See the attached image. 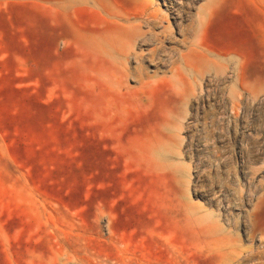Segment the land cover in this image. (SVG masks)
Instances as JSON below:
<instances>
[{"label":"rangeland","instance_id":"obj_1","mask_svg":"<svg viewBox=\"0 0 264 264\" xmlns=\"http://www.w3.org/2000/svg\"><path fill=\"white\" fill-rule=\"evenodd\" d=\"M0 264H264V0H0Z\"/></svg>","mask_w":264,"mask_h":264},{"label":"bare ground","instance_id":"obj_2","mask_svg":"<svg viewBox=\"0 0 264 264\" xmlns=\"http://www.w3.org/2000/svg\"><path fill=\"white\" fill-rule=\"evenodd\" d=\"M151 2H147L146 5H144V9H143V13L141 14V16H138L139 18H142V19H152L154 20L156 17H157V13L156 11H153L152 8H151ZM154 8V7H153ZM155 10V8H154ZM160 15V14H159ZM109 16V15H108ZM112 18V17H111ZM122 19V18H121ZM133 19V18H132ZM135 19V18H134ZM133 19V20H134ZM129 20V18H128ZM163 20V19H162ZM132 21V20H131ZM136 21V20H135ZM134 21V22H135ZM142 21V20H141ZM119 22V21H118ZM133 22V24H134ZM139 22V21H138ZM120 23V22H119ZM141 23V22H140ZM139 23V24H140ZM155 24V23H154ZM130 25H132V23H130ZM133 27V26H132ZM126 30L125 32L127 33V30L128 29H124ZM136 30V29H135ZM121 32V30H119ZM123 32V33H125ZM129 32V31H128ZM130 33V32H129ZM121 34V33H119ZM126 35V34H125ZM125 35L122 34V36L124 37ZM121 36V35H120ZM119 35H114L112 38L108 39L106 42H105V46H106V49L109 50V51H114V52H117L116 50V46H118V44H120V37ZM125 39V38H124ZM123 40V39H122ZM116 49V50H115ZM189 64H186V67H188V69H192L193 66H188ZM189 69V70H190ZM173 71V70H172ZM163 149V146H161L159 148V150ZM167 150V149H166ZM253 253V252H252Z\"/></svg>","mask_w":264,"mask_h":264}]
</instances>
